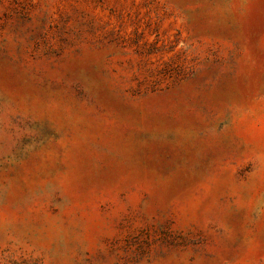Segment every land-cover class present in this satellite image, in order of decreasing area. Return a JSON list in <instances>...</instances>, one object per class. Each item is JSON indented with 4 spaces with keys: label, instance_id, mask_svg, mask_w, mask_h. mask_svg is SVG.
Here are the masks:
<instances>
[{
    "label": "rangeland",
    "instance_id": "rangeland-1",
    "mask_svg": "<svg viewBox=\"0 0 264 264\" xmlns=\"http://www.w3.org/2000/svg\"><path fill=\"white\" fill-rule=\"evenodd\" d=\"M0 264H264V0H0Z\"/></svg>",
    "mask_w": 264,
    "mask_h": 264
}]
</instances>
